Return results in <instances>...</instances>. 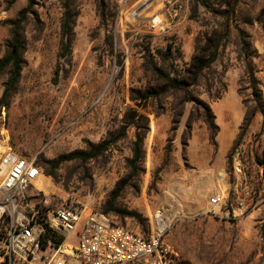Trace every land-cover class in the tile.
I'll use <instances>...</instances> for the list:
<instances>
[{"label": "rangeland", "instance_id": "1", "mask_svg": "<svg viewBox=\"0 0 264 264\" xmlns=\"http://www.w3.org/2000/svg\"><path fill=\"white\" fill-rule=\"evenodd\" d=\"M64 1L33 0L19 30L25 64L3 102L10 67L0 72V134L13 150L38 154L41 197L50 207L68 202L108 213L145 235L161 210L171 247L167 264H264L260 112L237 143L255 106L247 62L264 96V0H153L144 7L147 0H70L74 37L71 52L61 57ZM27 6L28 0H0L1 57L13 28L8 21H17ZM156 15L167 32L148 29ZM225 33L216 60L192 83V56L206 35ZM146 63H157L179 87H166ZM149 89L159 93L144 100L140 96ZM223 99L241 102L240 116L229 118L217 107ZM206 103L218 130L206 121ZM123 130L94 158L60 159L114 140ZM230 131L235 139L227 144ZM137 133L142 153L133 160ZM206 163L213 168L209 179L201 168ZM218 194L222 199L215 204ZM5 238L0 231V256ZM53 242L45 241L44 252L53 251Z\"/></svg>", "mask_w": 264, "mask_h": 264}, {"label": "built area", "instance_id": "2", "mask_svg": "<svg viewBox=\"0 0 264 264\" xmlns=\"http://www.w3.org/2000/svg\"><path fill=\"white\" fill-rule=\"evenodd\" d=\"M148 29L157 34L168 30L159 15L149 19ZM37 159L38 154L26 156L6 146L0 134V231L6 235L0 264H167L171 247L161 210L145 235L85 205L65 202L50 207L37 186L44 176ZM221 199L218 194L212 202ZM48 229L63 237L50 253L43 247Z\"/></svg>", "mask_w": 264, "mask_h": 264}, {"label": "trees", "instance_id": "3", "mask_svg": "<svg viewBox=\"0 0 264 264\" xmlns=\"http://www.w3.org/2000/svg\"><path fill=\"white\" fill-rule=\"evenodd\" d=\"M32 3H33V0H28V6L25 7L20 12V17L17 21L15 22L8 21L11 25H13V28L11 29V36L8 39L9 40L8 50L6 51L5 55L0 58V72L5 68L10 67V78L6 84V89L1 98V102L6 100L8 95L18 84L20 76H21V71L25 64V58L23 57V54H22V51L25 48V42L21 40L19 30L25 19L26 13L29 11ZM69 3H70V0L64 1L65 12H64L63 30H62V36H61V51L59 53L61 57H66L71 52L72 41L74 37L72 20H71V15H70V10H69ZM263 27H264V23H263ZM226 35H227L226 33L222 35H215V34L206 35L203 44L199 46L196 53L192 56V62H191V66L189 69V71L193 74L192 83H196L198 79L203 75L204 70L209 68L214 63V61L216 60L218 56L220 45L224 41ZM246 45H247V42L244 40V38L241 39V46H242L243 52L246 51ZM146 66L148 70H150L152 73H155L158 77L162 78L165 81L166 87L171 86L172 83L176 87H179V82L173 81V79H171L168 74H166L163 70L159 69V67L157 66V63L156 64L146 63ZM56 73H58L57 69H56ZM246 75L251 85L250 87L252 89V97L255 102V106L250 112L247 111L244 117L243 124L240 127L241 135H240V138L237 139V143L241 139V136L250 127L252 120L254 118V115L257 112H260L261 115L263 116V124H264L263 90L260 86L261 84L260 80L256 76L252 64L249 62H247L246 64ZM158 93L159 91L149 89V90H146L140 97L146 100L151 96L157 95ZM204 108L206 110L207 123L209 124V126L214 127L216 130H218L219 126L215 122V114L213 113V110L211 106L209 105V103L204 104ZM124 134H125V131L123 130L120 134H118L115 137L114 140H111V141L103 140L97 144H90L91 146L89 149L75 150L66 156H62L63 158L61 157L60 159L62 160V159H68V158L69 159L79 158L82 160H88V159L94 158L102 154L105 150L109 148L112 142L117 141L118 139L123 137ZM142 141L143 140H142L141 135L137 133V138L134 142V147H133V160L138 159L142 153ZM234 148L235 147H233L232 151L234 150ZM228 161L230 163L231 154L228 155ZM37 162L39 165H41L39 163V159H37ZM59 162L60 160L57 161V163ZM54 167H57V165H55ZM122 189H123V184L119 185L118 188H116L113 194V198L116 197ZM52 239L54 240L53 244H58L62 240V238H58V239L56 238L55 231L52 233V229H48L46 240H52Z\"/></svg>", "mask_w": 264, "mask_h": 264}, {"label": "crops", "instance_id": "4", "mask_svg": "<svg viewBox=\"0 0 264 264\" xmlns=\"http://www.w3.org/2000/svg\"><path fill=\"white\" fill-rule=\"evenodd\" d=\"M0 58H1V56H0ZM216 104H217V107L221 106L223 111H229L230 112L229 118H232V113H236V116L238 117V115L240 116V114L243 111V108L241 106V102H239V101H238V103L236 102L235 106L233 104H231L230 102L224 100V99H223V101L221 100L220 102H216ZM215 116H216V114H215ZM226 134L228 136L227 144H231L233 142V140L235 139V134L232 133L231 131H230V133H226ZM221 165H222V163H221ZM201 168L206 170L205 171V175H204L205 178H207V179L212 178V175H213V170L212 169L213 168H212V164L211 163L203 164V165H201ZM208 170H210V172H208ZM216 176L220 177L217 173H216Z\"/></svg>", "mask_w": 264, "mask_h": 264}, {"label": "water", "instance_id": "5", "mask_svg": "<svg viewBox=\"0 0 264 264\" xmlns=\"http://www.w3.org/2000/svg\"><path fill=\"white\" fill-rule=\"evenodd\" d=\"M153 0H147L144 4H143V6H141V7H144V6H146V5H148L149 3H151Z\"/></svg>", "mask_w": 264, "mask_h": 264}, {"label": "bare ground", "instance_id": "6", "mask_svg": "<svg viewBox=\"0 0 264 264\" xmlns=\"http://www.w3.org/2000/svg\"><path fill=\"white\" fill-rule=\"evenodd\" d=\"M43 187H44L43 184H40V185H39V188H40V189H43Z\"/></svg>", "mask_w": 264, "mask_h": 264}]
</instances>
